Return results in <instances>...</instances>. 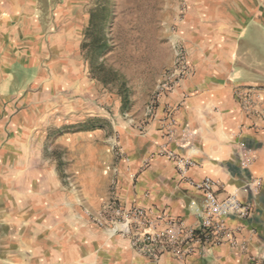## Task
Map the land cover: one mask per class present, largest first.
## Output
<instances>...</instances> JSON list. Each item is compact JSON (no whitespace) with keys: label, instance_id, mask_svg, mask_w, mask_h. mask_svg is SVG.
I'll return each mask as SVG.
<instances>
[{"label":"rangeland","instance_id":"1","mask_svg":"<svg viewBox=\"0 0 264 264\" xmlns=\"http://www.w3.org/2000/svg\"><path fill=\"white\" fill-rule=\"evenodd\" d=\"M213 6H249L260 21L264 0H0V81L15 62L38 76L0 94V225L14 232L8 264H57L110 231L96 219L109 171L123 158L120 141L145 134L180 57L191 75V47L215 57L235 40L232 30L202 28L214 22L203 10Z\"/></svg>","mask_w":264,"mask_h":264},{"label":"crops","instance_id":"2","mask_svg":"<svg viewBox=\"0 0 264 264\" xmlns=\"http://www.w3.org/2000/svg\"><path fill=\"white\" fill-rule=\"evenodd\" d=\"M227 9L203 8L216 16L202 28L232 30L235 40L215 57L206 56L204 46L191 47V75L160 97L145 134L134 133L120 141L123 158L109 172L124 205L143 208L152 217L165 213L188 229L199 227L191 205L202 201L188 181L213 180L219 197L237 194L255 205L252 220L227 221L238 232V246L224 244L210 249L206 257L194 254L184 260L167 253L152 263L134 252L126 239L101 230L96 235L101 240L80 255L71 249L57 264H264V8L260 21H254L258 12L252 7ZM37 77L30 67L15 62L10 73L1 77L0 94H17ZM244 95L251 98L248 106L242 102ZM167 153L193 162L185 177ZM103 183L107 190L109 174ZM103 204L98 202L94 208ZM4 220L0 212V222ZM1 227L0 249L6 255L0 258L8 264L14 232Z\"/></svg>","mask_w":264,"mask_h":264},{"label":"built area","instance_id":"3","mask_svg":"<svg viewBox=\"0 0 264 264\" xmlns=\"http://www.w3.org/2000/svg\"><path fill=\"white\" fill-rule=\"evenodd\" d=\"M178 62V70L159 86L158 99L174 90L177 79H184L190 74L186 58L182 56ZM250 101L249 95H244L242 102L248 106ZM167 157L176 164L182 177L193 166L192 161L173 153H167ZM242 166H246V163L243 162ZM188 183L202 197L201 203L191 205L200 219L197 229H188L181 220L165 213L152 217L143 208L127 207L120 200L116 183L112 185L109 199L96 221L101 226L109 227L113 234L128 239L131 248L152 263H157L167 253L184 260L194 254L206 257L210 249L224 244L237 247L238 232L233 231L227 221L252 220L256 214L255 205L237 194L219 197L217 184L209 178L201 182L190 180ZM161 225L163 229H160Z\"/></svg>","mask_w":264,"mask_h":264},{"label":"trees","instance_id":"4","mask_svg":"<svg viewBox=\"0 0 264 264\" xmlns=\"http://www.w3.org/2000/svg\"><path fill=\"white\" fill-rule=\"evenodd\" d=\"M97 12H98V10H97ZM95 17H96V15L93 13L91 21H94ZM105 19H106V17H105V15H103L102 21Z\"/></svg>","mask_w":264,"mask_h":264},{"label":"bare ground","instance_id":"5","mask_svg":"<svg viewBox=\"0 0 264 264\" xmlns=\"http://www.w3.org/2000/svg\"><path fill=\"white\" fill-rule=\"evenodd\" d=\"M14 223V222H13Z\"/></svg>","mask_w":264,"mask_h":264}]
</instances>
